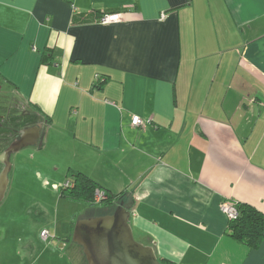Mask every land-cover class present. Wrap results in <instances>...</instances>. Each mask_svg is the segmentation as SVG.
<instances>
[{
	"label": "crops",
	"instance_id": "0c3cea01",
	"mask_svg": "<svg viewBox=\"0 0 264 264\" xmlns=\"http://www.w3.org/2000/svg\"><path fill=\"white\" fill-rule=\"evenodd\" d=\"M0 79L159 259L264 264L220 209L264 213V0H0Z\"/></svg>",
	"mask_w": 264,
	"mask_h": 264
},
{
	"label": "rangeland",
	"instance_id": "374dc122",
	"mask_svg": "<svg viewBox=\"0 0 264 264\" xmlns=\"http://www.w3.org/2000/svg\"><path fill=\"white\" fill-rule=\"evenodd\" d=\"M0 86V101L11 99L1 79ZM38 146L24 147L12 157L7 191L0 201V264H88L82 247L72 239L73 228L82 216H101L106 206L89 207L62 197L60 190L70 178L68 167L51 139L44 148ZM43 229L50 233L48 240L41 236Z\"/></svg>",
	"mask_w": 264,
	"mask_h": 264
},
{
	"label": "water",
	"instance_id": "95a60500",
	"mask_svg": "<svg viewBox=\"0 0 264 264\" xmlns=\"http://www.w3.org/2000/svg\"><path fill=\"white\" fill-rule=\"evenodd\" d=\"M4 155L8 168L0 184V201L7 191L11 170L10 155L24 147L37 145L41 138L39 126L27 129ZM131 211L124 200L110 214L79 219L73 229L72 239L79 244L88 264H164L152 245L136 240L130 223Z\"/></svg>",
	"mask_w": 264,
	"mask_h": 264
},
{
	"label": "trees",
	"instance_id": "16d2710c",
	"mask_svg": "<svg viewBox=\"0 0 264 264\" xmlns=\"http://www.w3.org/2000/svg\"><path fill=\"white\" fill-rule=\"evenodd\" d=\"M123 9H108L104 12H121ZM94 13V14H93ZM103 12H92L89 14L81 15V19L88 21L93 19L98 21V18ZM95 15V16H94ZM77 16V15H76ZM49 56V55H48ZM48 56L44 57V61H47ZM100 82V81H99ZM105 82V80H104ZM103 83L101 81L98 85ZM73 182L72 187H62L60 194L62 197L69 198L74 201H80L89 207L104 205L105 211L100 215L110 214L114 211L116 206L123 200V193H112L106 189L107 198L100 203L94 202V194L97 188H102L95 180L86 175L83 172H71L70 178ZM103 189V188H102ZM237 209L239 216L235 220L229 221L228 234L238 242H241L251 248L258 247L264 237V213L258 210L256 207L247 203H237ZM90 217L98 216L96 214H90ZM89 218V217H88ZM164 264H176L172 261L160 259Z\"/></svg>",
	"mask_w": 264,
	"mask_h": 264
},
{
	"label": "flooded vegetation",
	"instance_id": "af4514ba",
	"mask_svg": "<svg viewBox=\"0 0 264 264\" xmlns=\"http://www.w3.org/2000/svg\"><path fill=\"white\" fill-rule=\"evenodd\" d=\"M1 95L2 91L0 88ZM36 126L40 127V123L31 109L16 101L14 98L0 101V184L8 168V159L4 153L16 141L21 139L25 130L33 129ZM43 132L41 130V137ZM13 155L14 153L10 155L11 163ZM10 171L8 172V177Z\"/></svg>",
	"mask_w": 264,
	"mask_h": 264
},
{
	"label": "built area",
	"instance_id": "2783aa9c",
	"mask_svg": "<svg viewBox=\"0 0 264 264\" xmlns=\"http://www.w3.org/2000/svg\"><path fill=\"white\" fill-rule=\"evenodd\" d=\"M73 1V0H70ZM124 19L122 12H103L100 17L98 18L99 23L108 24V23H114V22H120ZM56 66L58 67V63H56ZM152 122L151 118H142L138 115H134L132 117V125L134 127H141L144 128L148 123ZM73 182L71 179H68L65 182V185L63 187H72ZM60 189V187L58 188ZM107 198V192L102 188H97L95 190L94 194V202L100 203L102 200ZM237 203L236 201L232 199H226L224 200L221 205L220 209L222 212H224L229 220H235L239 216V212L237 209ZM41 236L44 240H48L50 238V233L47 229H43L41 231Z\"/></svg>",
	"mask_w": 264,
	"mask_h": 264
}]
</instances>
